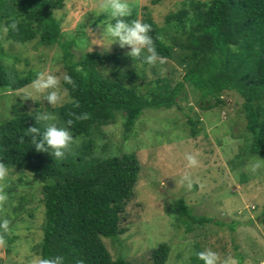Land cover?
Segmentation results:
<instances>
[{
    "label": "trees",
    "instance_id": "trees-1",
    "mask_svg": "<svg viewBox=\"0 0 264 264\" xmlns=\"http://www.w3.org/2000/svg\"><path fill=\"white\" fill-rule=\"evenodd\" d=\"M64 1L0 0V40L3 28L16 19V30L7 31L9 40L61 47L66 74L74 86L62 80L66 100L50 112L63 124L72 119V135L80 138L78 147H71L73 152L55 159L37 152L24 135L27 128L36 126V112H22L0 124V162L11 173H19L0 187L7 194L2 205L12 215L6 218L7 229L0 228V237L9 245L18 238L16 234L10 238L9 233L15 231L16 219L28 212L27 204L37 199L35 185H39L44 222L42 239L33 249L37 256H62L63 264H129L121 257L113 259L106 241L126 231L122 223L135 194L140 162L135 153L109 155L106 144L97 154V138L104 127L119 119L128 137L148 109L181 110L190 89L207 110L224 108L232 93L246 120L245 150L264 159V0H186L165 17L162 26L146 17L143 22L152 26L150 35L159 54L166 61L176 60L183 69V79L174 87L166 74L151 80L146 94L140 91V80L148 64L134 62L126 55L128 50L123 54L86 50L76 58L71 50L77 44L75 38L62 40V24L54 15ZM34 75L12 77L0 63V90L20 91ZM83 113L87 119H75ZM188 122L191 135L197 136V123L190 117ZM27 173L30 177L25 181ZM168 212L188 231L192 223L209 222L195 217L184 199L175 201ZM169 253L168 245H159L149 256L150 264H166ZM188 264L202 262L194 257Z\"/></svg>",
    "mask_w": 264,
    "mask_h": 264
},
{
    "label": "rangeland",
    "instance_id": "rangeland-1",
    "mask_svg": "<svg viewBox=\"0 0 264 264\" xmlns=\"http://www.w3.org/2000/svg\"><path fill=\"white\" fill-rule=\"evenodd\" d=\"M183 1L186 0H129L134 15L131 19L143 22L149 17L162 26L165 17L176 12ZM101 2L65 0L63 8L54 11L62 24V40L75 38L77 44L72 45L71 50L76 58L91 47L93 51L107 54H123L129 50L117 44L107 49L96 44L100 43L96 40L102 38L103 32V25H97L106 19L93 14ZM4 29L0 63L8 74L25 77L45 70L60 77L62 85L66 69L59 45L46 47L36 41L13 42ZM145 71V77L140 80V91L145 94L152 86L151 80L166 74L170 75L172 87L183 79V69L176 60L165 61L161 68L148 64ZM62 90L61 101L50 107L40 96L33 94L28 98L29 86L16 92L1 89L0 124L22 112L51 111L66 100L63 85ZM187 95L188 102H183L181 110L176 107L146 110L128 137L119 119L116 124L104 127L103 135L97 138V154L101 155L105 144L109 155L135 153L141 168L134 197L122 223L126 231L113 241L107 240L106 245L113 259L121 257L129 264L152 263L149 256L161 244L170 247L166 264H188L197 251L204 249L216 251L222 258L234 256L239 264H264V160L257 170L250 169V163L259 157L245 150L249 134L242 108L234 104L236 99L232 93H228L224 108L208 110L201 101L198 103L200 97L194 96L191 89ZM189 117L200 128L195 137L190 133ZM56 122L63 125L57 119ZM74 138L76 142L72 147H78L80 138ZM187 152L198 156V167L185 168ZM11 172L9 179L0 181V187L18 177L19 173ZM28 174L25 181L30 177ZM186 174L191 187L184 179ZM35 188L37 199L28 203V212L16 219L15 231L8 232L9 237L16 234L18 238L9 245L0 237V264H31L37 256L33 249L42 239L44 214L39 202L40 186L35 185ZM179 199L186 201L195 217H204L209 222L192 223L191 231L185 225H177L176 215L168 210ZM2 204L0 202V219L11 217Z\"/></svg>",
    "mask_w": 264,
    "mask_h": 264
},
{
    "label": "clouds",
    "instance_id": "clouds-1",
    "mask_svg": "<svg viewBox=\"0 0 264 264\" xmlns=\"http://www.w3.org/2000/svg\"><path fill=\"white\" fill-rule=\"evenodd\" d=\"M93 14L96 17H106L97 25V27L103 25L102 38L96 40L100 42L96 43L97 45H103L105 49L113 44H117L121 49L127 47L129 50L126 55L134 62L139 61L149 65H162L165 63L166 57L159 54L150 35L152 26L138 18L128 19L131 16L129 0H102ZM17 23L16 19H11L4 30L15 31ZM105 41H107L106 44L104 43ZM75 71H81L79 65L76 66ZM63 81L65 84L74 86L73 80L66 73L63 75ZM29 87L31 92L28 94V98L30 99L33 94L40 96L42 101H47L50 107H55L61 101L63 90L60 77L48 71H37L34 78L30 81ZM75 119H87V113L76 115ZM35 120L37 122L36 126L27 128L24 135L30 138L31 144L37 152L48 153L55 159H63L75 143V138L70 130L73 120L69 119L63 125H58L55 113L47 110L36 112ZM184 160L186 161V169H194L200 165L198 156L191 152L184 154ZM261 160L264 159L259 158L256 161H252L250 169L255 171L260 168ZM9 178L8 165L0 162V181H6ZM184 179L187 181V186L191 187V181L187 174ZM6 200L7 194L0 191V202ZM8 223L7 219H0V228L7 229ZM195 255L202 264H239L236 257L226 255L222 258L219 253L211 249L197 251ZM31 264H63V257L35 256Z\"/></svg>",
    "mask_w": 264,
    "mask_h": 264
}]
</instances>
